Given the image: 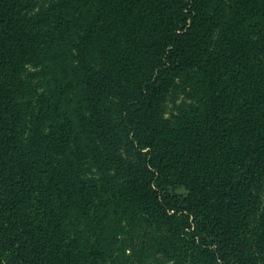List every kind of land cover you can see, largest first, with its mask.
Instances as JSON below:
<instances>
[{
	"label": "trees",
	"instance_id": "trees-1",
	"mask_svg": "<svg viewBox=\"0 0 264 264\" xmlns=\"http://www.w3.org/2000/svg\"><path fill=\"white\" fill-rule=\"evenodd\" d=\"M0 264H264V0H0Z\"/></svg>",
	"mask_w": 264,
	"mask_h": 264
},
{
	"label": "rangeland",
	"instance_id": "rangeland-1",
	"mask_svg": "<svg viewBox=\"0 0 264 264\" xmlns=\"http://www.w3.org/2000/svg\"><path fill=\"white\" fill-rule=\"evenodd\" d=\"M179 97H181V95L179 96ZM178 97V98H179ZM173 104V103H172ZM171 103H169L168 105H167V113H170L173 109H174V105H172Z\"/></svg>",
	"mask_w": 264,
	"mask_h": 264
}]
</instances>
